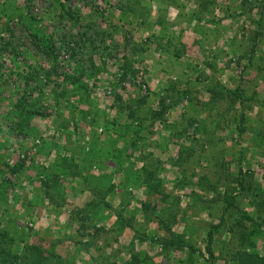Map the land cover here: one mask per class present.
<instances>
[{"label":"rangeland","instance_id":"374dc122","mask_svg":"<svg viewBox=\"0 0 264 264\" xmlns=\"http://www.w3.org/2000/svg\"><path fill=\"white\" fill-rule=\"evenodd\" d=\"M122 2H124L125 7L133 6L135 11L133 19L132 14L128 13L127 19L122 20ZM137 2L134 3L133 0H0V62L2 68L6 71L10 68L14 71L20 70L21 74L26 71L23 70L24 66L27 68L37 66V69H49L51 71L50 81L48 85H43L42 92L41 90L40 92L43 101L47 100L46 103L53 104L51 91L57 82H61L62 77L59 72L62 68L57 63H53V59L41 55L38 48L39 44L32 36L33 30H39L47 36L50 43L55 46L56 52L59 53L58 59L60 60L66 59L71 49L77 48L78 51V48L81 47L80 51L84 53L82 64L86 67H88L85 58L87 56L86 50L91 43L97 50L93 55L96 65L101 64L98 52L104 50L103 52L106 54L102 58L105 64L103 68L105 69L99 73L96 81L93 77L89 78V81H93L95 86L90 104L110 110L113 114L115 110L110 105L122 104V101L117 100L115 97L117 91L124 99L128 96L135 98L137 95H145L146 101L143 104L150 106H156L160 96L171 93L174 96L172 102H178L167 112V121L170 123L173 121L174 123L173 131L178 124L189 120H195V125L198 124V121L199 124L201 121H207V109L200 104H205L204 102L209 98L205 86L211 83L209 78L211 76L214 81L224 87L240 88L241 92L247 97L245 104H256L254 100L249 98L250 96L260 97L264 95V26L256 27L255 23L250 21L251 18L256 19L259 17L261 11L259 7L255 6L251 12H242L241 0H211L208 2L207 13H199L191 21H187L198 2H205V0H143V5ZM245 9L247 7L243 8V10ZM262 12L264 22V10ZM160 17L164 24L157 21ZM194 28H196V31ZM79 29L86 31V37L80 36L81 31ZM257 29V32L260 33L256 36ZM161 32L165 33L163 38L160 37ZM123 35L130 38L127 49L124 48L125 39H123ZM135 46L137 48L143 47V50L135 51ZM174 46L179 48L180 56L178 57L174 56ZM66 49L68 50L66 51ZM212 53L217 54L215 58L212 57ZM125 55L131 58L133 70L129 71L125 79H120L122 65L126 62ZM250 58L251 61H249ZM205 60L214 61L215 66H208ZM54 64L57 65L53 69L52 65ZM41 73V71L37 72L33 78H29L28 84H24L23 75L16 76L12 74L11 87L14 86L19 90L24 87L28 90L32 88V95H37L38 87L46 81L43 78V73ZM168 80L174 81L177 90L185 91L183 97L181 94H178V97L171 90L168 92L164 90ZM1 89L6 90L4 85ZM27 92L25 91V93ZM227 101L228 99L223 97L220 98L218 104H227ZM169 102H171V99H166V103ZM253 107V110L250 111L251 117L254 120L257 115L264 118V110L258 109L256 105ZM7 108L8 103L0 102V112H4ZM41 110L42 113L46 112V114H34L29 123L26 124L28 129L33 130L31 134H26V132L13 134L7 129V121L4 120V117H0L2 122L5 121L2 124L0 137L5 136L6 140L9 139L13 142L12 145L9 146L7 143L1 148V155L11 161H20L25 158L27 150L30 149L29 161L26 159L25 163L27 165L32 161L35 162V168L32 166L21 172L20 181L16 185V190L20 192H28L31 186L35 189L31 196L36 195L34 202L37 206L31 207L32 211H38L41 207L38 204H42L44 201L40 192V181L35 179L36 169L41 164H47L54 157V154H51L44 159L43 156L38 154L39 149L37 147V149L31 151L36 138H39L42 133H50L49 130L56 117L52 107L42 108ZM211 111L212 117H215L216 111ZM254 120L251 119L250 122L254 123ZM97 129V132L101 134L102 127L99 126ZM233 129V126L232 129H221L216 134V137L221 138L219 145L223 150L220 153L224 154L227 160H230L227 167L224 166L225 171L231 174H235L237 170L236 159L231 158L237 156L241 144L246 145L249 141L247 135L244 134L240 139V145L237 144L235 140L237 137L233 133ZM151 130L153 131L152 138H159L158 140L161 139L158 135H161V133L167 134L168 131L163 130L157 123ZM63 131L64 135L63 138H59L60 142H63L62 144L68 150L80 152L79 145L87 140L82 136L86 138L91 130L87 125H82L79 131L73 133L72 125H69L67 127L68 133L65 130ZM181 138L180 140L187 143V137ZM212 146L216 150L217 146ZM176 148L177 145L170 141L168 152L174 154ZM151 150L165 157L162 148L151 145ZM252 153L253 151L249 152V149L245 151L244 168L250 166L251 180H261V166L264 164V156L260 151L255 152L254 156ZM211 154L212 150H206L207 158L200 157L198 162L189 161L186 167V172L195 182L199 180L198 178L202 174H205V181H208L209 184L217 183L219 193H215L210 189L204 190L192 187L195 192L203 196L204 200L215 199L212 202H206L210 205L208 211L201 209L203 206L201 199H196V202L192 204L191 200L188 199L189 188L175 186V183L178 182L176 179L182 175V171L178 166L166 161L165 165L163 164L165 168L160 170L161 176L165 178L164 194L169 192L170 195L162 200L157 207L163 209L164 216L169 217L170 214H173L172 228L174 230L180 232L184 229L191 232L190 236L187 237L188 241L197 248H203L208 223L220 219L221 208L215 209L212 206L220 205L221 201L219 199L224 194L225 184L233 176L219 173V168L214 164H210L214 160V158H211ZM110 165L111 163L100 159L88 168V172L98 174V171ZM210 165H213L214 168ZM73 181L70 178L64 179L63 183L67 193L71 192V188L73 191L76 189V184ZM113 181L118 183L120 178L115 177ZM114 193L116 196L107 198L110 202H115V209L121 211L122 223H124L122 232L131 228L140 229L157 239L165 234V229L160 227L158 219H152L149 215L144 216L140 210L135 209L136 206H140V201L143 199L152 198L151 201H158L160 194L147 195L141 186L131 184L125 180L118 183ZM75 198L76 196L71 195L61 207L56 209L47 208L50 213L55 214L62 220L61 223L59 221L49 223L43 216H37L34 220L27 217L16 222H19L24 228L36 230L44 240H53L57 237L75 240L78 238L77 234L74 233L78 223L74 224L73 222L71 228L67 224H62L66 217L70 218L72 216L70 212L73 211L75 205L80 203H75L77 202ZM244 200L246 199L244 198ZM13 202V200H10L9 209H6L10 212L9 214L15 211H24L21 205L13 204ZM239 202L243 204L244 201L241 199ZM121 205L123 206L121 207ZM3 207L0 208V228L5 227L3 220L10 218V215L3 216L1 214L5 211ZM113 210L109 209V211H105L101 218L86 223L90 226L86 228L88 234L96 230L95 227L99 228L104 224L109 226ZM116 213L118 212L116 211ZM91 223L95 224L94 228L90 225ZM223 229L217 232L214 247L217 254L225 253L228 256L226 251L229 248V235L226 234V229ZM98 234H102L103 238L99 240V245L96 243L97 245L92 247L94 255L107 244L111 246H107L105 251L111 257H114L118 248V244L114 242L116 233L104 231ZM84 238L87 239L88 236L86 235ZM225 242H228V244L225 245ZM70 244L69 241L64 242L61 248H68L71 251L74 249V245L69 247ZM124 244H129V241L126 240ZM98 246H102V248L97 249ZM134 248L146 251L150 256L145 260L147 264H179L176 262L177 258H182V260L185 258L186 261L183 260V263L186 264L187 262L186 248L179 252L171 251L169 255H163L161 254L160 242L152 240L143 242L135 240ZM127 253V250L126 253H122V263L128 257ZM75 254L76 252L73 251L70 256L72 257ZM78 254L79 258H82L85 252L80 251ZM174 256L177 258H174ZM116 258L120 260L121 256L116 255ZM216 264L231 263L228 262L227 257H220Z\"/></svg>","mask_w":264,"mask_h":264},{"label":"trees","instance_id":"16d2710c","mask_svg":"<svg viewBox=\"0 0 264 264\" xmlns=\"http://www.w3.org/2000/svg\"><path fill=\"white\" fill-rule=\"evenodd\" d=\"M142 1L133 0L134 3L140 2L143 5ZM210 1L198 2L187 21H191L199 13H207L208 2ZM240 6L242 7V12H251L255 6L259 7L261 9L259 17L256 19L251 18L250 21L255 23L256 27L264 26L262 15L264 0H241ZM244 7H247V9L243 10ZM128 13L132 14L133 19L135 14L133 6L125 7L124 2H122V20L127 19ZM157 21L164 24L161 17ZM194 29L196 31V28ZM79 31L81 30L79 29ZM257 31L258 29L255 32L256 36L260 33ZM164 34V32H161L160 37L163 38ZM32 36L39 44L38 48L41 55L53 59V63H57L62 68L59 72L62 77L61 82H57L51 91L53 104H48L46 103L47 100L43 101L41 98L43 85H48L50 81L51 71L49 69H37V66L27 68L24 66L23 70L26 71L21 74L20 70L14 71L12 68L6 71L2 68L0 62V102L8 103V108L4 112H0V117H4V120L7 121V129L13 134H17L16 132L31 134L33 130L28 129L26 126L30 118L34 114L45 115L46 112L42 113L41 109L52 107L56 117L49 130L50 133H42L39 137L40 141L36 145L37 148L43 146L56 151L50 165L41 164L36 169L35 179L40 181V192L43 197L48 198L52 204L59 208L64 204L67 196L63 181L73 176L76 181L84 183L83 185L91 191L92 197L85 201L82 206L74 207L73 211H71L72 216L70 219L78 223L75 228L77 239L71 240L69 238L66 240V238L57 237L53 240H44L42 236L38 235L36 230L24 228L19 222H16L29 217L32 213L31 207L37 206L34 202L36 195L30 196L29 192L16 190L21 172L32 166L35 168V162L32 161L27 165L25 163L31 154L30 149L27 150L25 158L20 161H11L4 158L0 153V208L4 206L3 209L5 211L1 213L3 216L10 215V218L3 220L5 227L0 228V264L146 263L145 260L150 256L144 249L137 250L134 248L135 240L139 242L145 240L160 242L161 254L163 255H169L171 251L179 252L186 248L188 255L186 264H216L220 257H227L228 262L231 264H264V164L261 166V180H251L250 166L244 168L243 164V160L246 158L244 153L247 149H249V152L253 151V156L257 151H260L264 156V118L261 115H257L254 120L250 114L254 105L258 106V109L264 110V95L260 97L250 96L249 98L254 100L256 104H245L247 97L241 92L240 88L224 87L214 81L211 76L209 77L211 83L205 86V90L209 93V98L204 102L205 104H200L207 109V121H201L199 124L197 120L198 124L195 125V120H189L178 124L173 131L174 123L173 121L172 123L167 121V112L178 102H172L174 96L171 93L160 96L156 106H150L143 104L146 101L145 95H137L135 98L128 96L124 99L120 92L117 91L115 97L117 100L122 101V104L110 105L115 110L112 114L110 110L90 104L95 86L93 81H89V78L93 77L96 81L99 73L105 69L103 68L105 65L104 60H102L106 54L103 52L104 50L98 52L101 64L96 65L93 55L97 50L90 43V46H88L90 49L86 50L87 56L85 58L88 63V67H86L82 64V55L84 53L80 51L81 47L78 48V51L77 48L71 49V52L67 54V58L60 60L58 59L59 53L56 52L55 46L50 43L47 36L39 30H33ZM80 36L86 37V31H81ZM122 37L125 39L124 48L127 49L130 38L126 35ZM135 49V51H142L143 47L137 48L135 46ZM109 53L111 54V52ZM215 55L217 54L212 53V57L215 58ZM174 56H180L177 46H174ZM125 57L126 62L122 65L120 79H125L129 71L133 70L131 58L128 55H125ZM249 61H251V58ZM213 62L212 60H205V63L211 67L215 66ZM57 64L52 65V68L54 69ZM40 71L46 81L38 87L37 95H32V88L28 90V88L24 87L19 90L14 88V86L11 87L12 74L16 76L23 75L24 84H28L29 78H33L35 73ZM166 83L164 88L166 92L171 90L177 96L181 94L183 97L185 91L177 90L174 81L168 80ZM3 85L6 90L1 89ZM25 91L28 92L25 93ZM223 97L228 99V103L218 104L220 98ZM169 98L171 102L166 103V99ZM211 110L216 111L215 117H212ZM251 119L255 122L251 123ZM3 122L0 120V131L2 130ZM155 123L159 124L163 130H168L167 134L161 133V135H158L161 138L160 140L156 137L152 138L153 131L151 129ZM69 125H72L73 133L79 131L82 125L89 126L91 131L88 138H85L87 140L79 145V148H81L80 152L70 151L69 154H64L63 152L60 153L63 145L58 140L61 135L63 137V130L67 132ZM99 126L100 128L102 127L101 134L97 132ZM232 126L234 128L233 133L237 137L235 138L237 144L240 145V139L244 134L249 139L246 145L241 144L237 156L231 158L236 159L237 170L235 174L225 171V167H227L230 160H227L225 155L220 153L223 150L221 145H219L221 138L216 137L218 130L232 129ZM181 137H187V143L180 140L182 139ZM6 139L5 136L0 137V150L7 143L9 146L12 145L13 142ZM170 141L177 145L174 154L168 152ZM151 145L162 148V153L165 157L152 151ZM212 145H216V150H218L213 149ZM206 150H212L211 158H214V160L210 164L218 167L219 173L233 176L225 184L224 194L219 199L221 201L220 205L212 206L215 209L221 208L220 219L216 222L208 223L203 248H197L188 241L187 237L190 236L191 232L184 229L180 232L174 230L172 228V223L174 222L173 214H170L169 217L164 216L163 209L157 207L162 200L170 195L169 192L164 194L165 178L161 176L160 170L165 168L164 163L166 161L178 166L180 171H182V175L176 179L178 182L175 183V186L189 188L188 199L191 200L192 204L196 202V199H201L200 201H202L203 205L201 209L208 211L210 205L206 204V202H212L215 199L204 200L203 196L195 192L192 187L204 190L210 189L215 191V193H219V189L216 186L217 183L209 184L208 181L204 180L205 174H202L198 178L199 180L195 182L186 172L189 161L198 162L200 157L207 158ZM75 155H77V158ZM100 159L111 163L112 171L90 174L88 168L100 161ZM214 166L210 165L212 168ZM113 177L120 178L119 182L125 180L131 184L141 186L147 195L160 194L158 201H151L152 198L143 199L140 201V206H136L135 209L140 210L144 216L149 215L152 219H158L160 227L165 229V234L160 239H157L153 235L145 233L144 230L131 228L133 233L129 244H122V249H116L114 257H111L105 251L106 244L97 253L98 255H94L92 247L97 245L96 242L101 239L102 234H98L99 232L109 231L116 233L115 241H117L118 233L122 232V227L124 226L121 211L115 209L111 202L106 199L108 194L115 192L119 183L114 182ZM162 194L164 195L162 196ZM241 199L244 201L243 204L239 202ZM10 200L20 204L24 211H15L9 214L10 212L6 209H9ZM107 209H114L112 212L113 216L110 218V225H102L96 228L95 224L91 223L90 225L93 228L95 227L96 230L88 234L86 228L90 226L86 225V223L101 218ZM209 212L211 213L210 210ZM223 228L226 229V234L229 235V248L226 251L228 256L225 253L217 254L214 247L216 234ZM86 235L88 236L87 239L84 238ZM68 241L71 243L69 247L74 245V249L71 251L68 248H61V245ZM227 244L228 242H225V245ZM96 248L101 249L102 246ZM126 250L128 257L126 256L127 258L125 257L126 259L122 263V253H126ZM73 251L76 254L71 257L70 254ZM80 251H85L88 256L84 255L79 258L78 253ZM116 255L121 256V259H117ZM174 258L177 257L174 256ZM183 260L182 258H177L176 262L184 264Z\"/></svg>","mask_w":264,"mask_h":264},{"label":"crops","instance_id":"0c3cea01","mask_svg":"<svg viewBox=\"0 0 264 264\" xmlns=\"http://www.w3.org/2000/svg\"><path fill=\"white\" fill-rule=\"evenodd\" d=\"M89 127V126H88ZM48 134V133H47ZM88 134H89V132H88ZM84 139H85V136H82ZM61 138H63L62 137V135H61ZM86 138H88V136L86 137ZM59 142H60V140H58ZM61 141H63V139H61ZM61 143V142H60ZM63 143V142H62ZM61 143V144H62ZM64 143H65V141H64ZM63 145V147H61V151H60V153L61 152H63L64 154H69L70 153V150H68L66 147H65V145L64 144H62ZM41 147V148H40ZM38 154L39 155H41V156H43L44 157V159L45 158H47L49 155H51V154H54V156H55V154H56V151H55V149H52V148H44L43 146H39L38 147ZM37 154V155H38ZM75 157L77 158V155H75ZM29 159V158H28ZM27 159V160H28ZM53 159H54V157L50 160V161H48L47 162V164H44V165H50V163L53 161ZM29 161V160H28ZM112 167H111V165L109 166V167H105L104 169L102 168V170L101 171H98V174H100V173H105V172H111L112 170ZM68 178H70V179H73L74 181H73V183L74 184H76V189L73 191L72 190V188L70 189L71 190V192H68L69 193V195H67L66 196V200H67V198L69 199V197L72 195V196H76V198L75 199H77V202H75V203H78V202H80V203H78L77 205H75V207H80V206H82L83 204H84V202L85 201H87L90 197H92V193H91V191L87 188V187H85L83 184V182L81 181V182H78V181H76L74 178H73V176H70V177H68ZM114 178V177H113ZM77 182V183H76ZM24 186L26 187V185L24 184ZM74 186V185H73ZM35 191V189H33V186H31L30 188H29V190H28V192H29V195L31 196V194L33 193ZM73 191V192H72ZM67 193V194H68ZM42 194V193H41ZM113 196H116L115 195V193H112V194H108L107 196H106V199L108 200V198L107 197H113ZM44 198V201H43V203L42 204H38V205H41V207L38 209V211H32V213H31V215L28 217L29 219H32V220H34V218L36 217L37 218V216L39 217H41V216H43L44 217V219H46V221L47 222H49V223H51L52 221H54V222H56V221H59V223H61L62 222V220L60 219V218H58V216H56L55 214H52V213H50L49 212V210L47 209V208H49V209H51V208H54V209H56L57 208V206L56 205H54V204H52L50 201H49V199L48 198H46L45 196L43 197ZM112 201V200H111ZM113 203V204H112ZM115 202H111V204L113 205V207H115V205L116 204H114ZM13 204H17L18 205V203L17 202H13ZM20 205V204H19ZM42 206H45L44 208L42 207ZM51 207V208H50ZM46 210H48V211H46ZM106 211H109V209H107ZM71 213V212H70ZM104 213H105V211H104ZM104 215V214H103ZM113 216V215H112ZM111 216V217H112ZM110 217V218H111ZM74 222V224H77L75 221H72V219H70L69 217H66V220H64V223H62V224H67V226L69 227L70 226V228L72 227L71 225H72V223ZM58 223V224H59ZM69 224H71V225H69ZM74 224H73V227H74ZM105 225V224H104ZM106 226V225H105ZM71 231V230H70ZM73 232H74V230H72ZM109 232V231H108ZM70 233V232H69ZM74 233H76V232H74ZM132 229H125L123 232H121L118 236H117V238H118V240L117 241H115L114 240V242H115V244L117 243L118 244V248L117 249H122V244L123 245H125L124 243H126V240H130V238H131V236H132ZM100 238H103V236L101 235V237ZM116 238V237H115ZM126 239V240H125ZM100 240V239H99ZM99 240H98V242H99ZM122 241V242H121ZM98 242H96L97 244H98ZM99 245V244H98ZM107 246H111V245H105V248L107 247ZM82 252V251H81ZM85 252V251H84ZM88 255V254H87ZM86 255V253H85V256H87Z\"/></svg>","mask_w":264,"mask_h":264},{"label":"built area","instance_id":"2783aa9c","mask_svg":"<svg viewBox=\"0 0 264 264\" xmlns=\"http://www.w3.org/2000/svg\"><path fill=\"white\" fill-rule=\"evenodd\" d=\"M39 138H36L35 140H34V144L32 145V147H31V151H34L35 149H36V145L39 143Z\"/></svg>","mask_w":264,"mask_h":264}]
</instances>
